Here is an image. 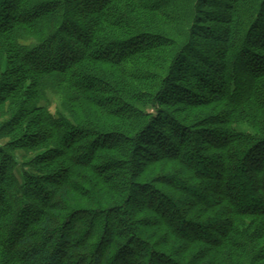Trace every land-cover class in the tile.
Returning a JSON list of instances; mask_svg holds the SVG:
<instances>
[{"label":"trees","instance_id":"16d2710c","mask_svg":"<svg viewBox=\"0 0 264 264\" xmlns=\"http://www.w3.org/2000/svg\"><path fill=\"white\" fill-rule=\"evenodd\" d=\"M5 115L0 264H264V0H0Z\"/></svg>","mask_w":264,"mask_h":264},{"label":"rangeland","instance_id":"374dc122","mask_svg":"<svg viewBox=\"0 0 264 264\" xmlns=\"http://www.w3.org/2000/svg\"><path fill=\"white\" fill-rule=\"evenodd\" d=\"M193 61L198 62L197 59H193ZM173 95H175V94H173ZM55 105H56L55 102L51 103V105L49 107V110H50L51 113H54ZM5 116H0V130L3 128V126L6 124V122L9 121L8 120L9 118L7 116L6 117ZM236 128L238 130H240V131H248L246 125H238ZM3 135H4V130H2V132H1L0 146H4L9 141V138L4 137ZM194 139L195 140H199V142H201V144H204V142L206 141L205 138L203 136H201V135L200 136H195ZM37 152L38 151L26 152V151H23V150H17L15 152V159L17 161V167H16V170H15V176L17 177V179L20 182V184H22V182H23V174L25 172H28L29 174H31L33 172L32 168L30 167V161L32 160V158L35 157L36 154H38L39 152H42V151H39L38 153ZM177 220H178V218L177 219L175 218L173 223H175Z\"/></svg>","mask_w":264,"mask_h":264}]
</instances>
